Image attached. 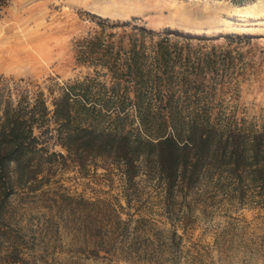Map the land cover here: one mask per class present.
<instances>
[{"label": "trees", "instance_id": "1", "mask_svg": "<svg viewBox=\"0 0 264 264\" xmlns=\"http://www.w3.org/2000/svg\"><path fill=\"white\" fill-rule=\"evenodd\" d=\"M10 1L0 0V17ZM98 24L105 29L103 21ZM131 29L127 48L124 36L114 41L113 33L78 41V59L94 69V76L55 82L47 94L30 81L0 74V263H16L22 257V240L7 221L10 199L22 189L40 190L56 163L70 160L83 169L102 158L116 164L124 180L126 206L119 203L121 211L131 206L137 178L156 179L166 217L186 207L187 195L204 179L229 181L240 194L245 187L264 189V117L259 123L239 122L215 107L216 91L224 86L219 70L227 68L228 52L218 51L216 45L203 51V46L191 43L209 38L135 25ZM50 141L66 155L50 151ZM59 196L69 205H83L79 226L94 257L102 248L103 216L109 231L107 249L102 250L112 252L115 233L130 228L131 220L121 219V211L109 200ZM146 230L137 233L133 227L134 238ZM163 234L157 230L156 238L161 240ZM167 235L165 246L149 248L128 238L120 249L140 258L148 251L163 255L182 239L175 227Z\"/></svg>", "mask_w": 264, "mask_h": 264}, {"label": "rangeland", "instance_id": "2", "mask_svg": "<svg viewBox=\"0 0 264 264\" xmlns=\"http://www.w3.org/2000/svg\"><path fill=\"white\" fill-rule=\"evenodd\" d=\"M121 23L130 25L108 27ZM132 25L209 38L191 43L203 51L216 45L228 52L227 68L219 70L224 86L216 91L215 107L239 122L259 123L264 117V0H11L0 17V38L9 50L0 54V74L30 81L47 94L55 82L94 76V69L78 59V41L113 33L114 41L124 36L127 48ZM100 79L109 82L108 77ZM48 148L66 155L52 141ZM48 176L40 190L22 189L10 199L7 221L22 240V257L16 263L1 259L0 264H264V189L245 187L240 194L229 181L204 179L187 195L186 207L166 217L156 179L144 176L137 178L131 206L121 211L118 204L126 206L124 180L108 160L96 158L83 169L67 160L54 164ZM60 193L109 200L121 211V219L131 220L126 233L120 230L113 236L112 252L102 250L107 249L109 220H99L102 248L94 257L79 226L83 205L63 202ZM133 227L137 233L147 230L134 238ZM173 227L182 239L172 252L148 251L140 258L120 249L128 238L149 248L165 246ZM157 230L164 231L161 240Z\"/></svg>", "mask_w": 264, "mask_h": 264}, {"label": "bare ground", "instance_id": "3", "mask_svg": "<svg viewBox=\"0 0 264 264\" xmlns=\"http://www.w3.org/2000/svg\"><path fill=\"white\" fill-rule=\"evenodd\" d=\"M10 50H12L11 48H10ZM14 50V49H13ZM9 52V50H8V48L6 47V46H4V43H3V41H2V39L0 38V54H3V52ZM1 56V55H0ZM14 58H16V57H14ZM13 57H12V61H17V58L16 59H14ZM28 59V58H27ZM23 60V59H22Z\"/></svg>", "mask_w": 264, "mask_h": 264}]
</instances>
